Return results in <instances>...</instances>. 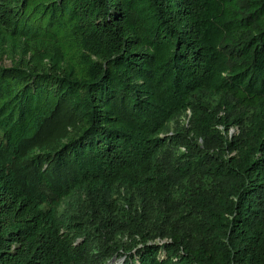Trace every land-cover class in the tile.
<instances>
[{
	"label": "trees",
	"instance_id": "obj_1",
	"mask_svg": "<svg viewBox=\"0 0 264 264\" xmlns=\"http://www.w3.org/2000/svg\"><path fill=\"white\" fill-rule=\"evenodd\" d=\"M119 259L264 264V0H0V264Z\"/></svg>",
	"mask_w": 264,
	"mask_h": 264
},
{
	"label": "rangeland",
	"instance_id": "obj_2",
	"mask_svg": "<svg viewBox=\"0 0 264 264\" xmlns=\"http://www.w3.org/2000/svg\"><path fill=\"white\" fill-rule=\"evenodd\" d=\"M187 114H188V116H186V115L181 116L178 120H176L171 125L169 134H172L178 128L184 127L183 125H188L190 113L188 112ZM235 131H236L235 127L231 128V133H234ZM116 263L117 264H123V259L117 260Z\"/></svg>",
	"mask_w": 264,
	"mask_h": 264
}]
</instances>
